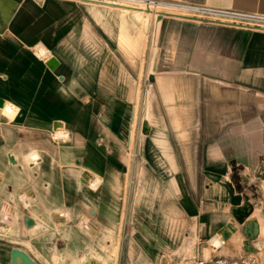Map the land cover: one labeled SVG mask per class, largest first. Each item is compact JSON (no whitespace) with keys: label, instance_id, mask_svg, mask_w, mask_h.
I'll list each match as a JSON object with an SVG mask.
<instances>
[{"label":"crops","instance_id":"obj_1","mask_svg":"<svg viewBox=\"0 0 264 264\" xmlns=\"http://www.w3.org/2000/svg\"><path fill=\"white\" fill-rule=\"evenodd\" d=\"M165 1L264 18V0ZM154 27L146 78L165 101L137 138L128 95L140 77L116 40L99 34L93 8L0 0V175L12 172L9 156L23 165L22 199L9 191L0 207L18 209L20 248L36 264L64 210L108 228L148 217L138 229L144 255L170 249L187 230L181 224L211 240L227 229L223 245L248 193L264 219V28L168 15ZM82 171L104 188L79 183ZM10 248L0 244V263Z\"/></svg>","mask_w":264,"mask_h":264},{"label":"rangeland","instance_id":"obj_2","mask_svg":"<svg viewBox=\"0 0 264 264\" xmlns=\"http://www.w3.org/2000/svg\"><path fill=\"white\" fill-rule=\"evenodd\" d=\"M148 1L152 2L153 5L159 6L167 4L179 6L178 3H169L165 0ZM86 2L93 8V21L98 24L100 29L102 28L99 34L103 38L104 36H109V38L116 40L121 52L133 61L131 64H133L136 74L140 77L132 80L131 92L128 95L133 110L132 117L135 135L138 138L142 134L147 133V124L150 121L153 122L155 118L160 117L159 114L162 111L158 110V103L165 101L164 96H155L150 93L148 88L150 79L146 78L149 44L150 40H153L156 36L154 25L159 13L155 17L146 16L138 8L143 7V5L141 6L137 0H86ZM192 7L193 9L182 8L179 11L190 15L188 18L199 19L198 17H200L201 19L227 21L231 24L238 23L237 25H264V18L262 17L243 15L225 10H211L202 6ZM163 16L166 15L163 14ZM209 97L212 98V96ZM8 113L6 112V114ZM55 129L56 133H53L51 138L55 137L57 139L54 141L61 142L66 138L63 137L64 131L59 127H55ZM59 137H63V139ZM10 157L9 159H11ZM9 159L8 165L12 168V172L6 177L0 175V200L10 196L8 194L10 191L11 197L17 201L22 199L19 191L23 186L21 182V167L23 165L19 158H16V164H11ZM31 160L32 163H37V159ZM24 175L26 176V174ZM96 178H99V180L95 185L93 181ZM78 179L79 183L92 190L104 188V183H101L102 179L100 177L93 176L85 171L78 175ZM262 192L264 196V185ZM246 199L249 203L248 206L246 205V209L251 206V211L241 224L236 222L237 229L233 232V237L223 245H221V241L214 242L219 237H214L212 240L209 237L197 238L195 235L191 237L192 234L187 232V230H195L196 225L188 222L189 224L178 225L179 228L182 225L187 227V230H185V234L180 239L170 243V249L161 253L158 251L157 254L151 255H144L137 249V245L145 246L140 236L142 233L138 229L149 227L147 222L142 221V219H147L148 217H132L128 221L111 225L109 229L104 225V222H74L69 211L64 210L61 211L62 213L60 214L62 215L58 217V220L51 222L49 224L50 228L46 229L44 236L45 250L42 255L44 264H183L188 257H194L195 253H197L199 258L206 261H212L216 257L224 256L238 259L241 258L240 254H244L243 257H256L259 261L264 262V225L262 226V233L258 236H250L243 229L247 223L261 216L259 214L261 204H255L254 198L250 196V193H248ZM244 204L246 203L244 202L242 205ZM16 213H18L16 207H0V244L11 247L8 249L9 256L4 258L8 259L9 257V260H5V264H9L13 250L24 252L20 248V224L13 222ZM231 215L233 219L236 218L234 214L231 213ZM139 218L141 219L140 222L138 221ZM169 226L172 227V225ZM221 235L219 239L223 240ZM53 245L55 246L54 250L51 248ZM244 248L252 251H246ZM25 254L28 255L27 253Z\"/></svg>","mask_w":264,"mask_h":264},{"label":"bare ground","instance_id":"obj_3","mask_svg":"<svg viewBox=\"0 0 264 264\" xmlns=\"http://www.w3.org/2000/svg\"><path fill=\"white\" fill-rule=\"evenodd\" d=\"M86 1V0H85ZM89 1V0H88ZM91 1V0H90ZM136 1V0H135ZM140 5L143 7H138L139 9H141L146 16H163L164 15H170V16H174V17H183V18H188L190 17V15H187L186 13H182L179 10L182 9V6H178V5H173V4H167L164 6H159V5H153L152 2H149L148 0H137ZM104 2V1H101ZM160 3V2H159ZM162 5V4H161ZM96 6V5H95ZM94 6V7H95ZM122 7V6H121ZM131 8V7H130ZM199 8V7H198ZM197 8V9H198ZM118 10V9H117ZM137 12V11H136ZM140 13V12H139ZM163 13V14H162ZM141 15V14H140ZM137 16V15H136ZM158 16L156 17V19L158 20ZM192 17V16H191ZM200 18V17H198ZM212 20V19H210ZM121 21V20H120ZM132 22V21H131ZM223 22H227V21H223ZM230 23V22H228ZM141 24V23H139ZM234 24H238V23H234ZM123 25V24H121ZM241 25H246V24H241ZM141 26V25H140ZM251 26V25H250ZM260 27V26H259ZM263 27V26H261ZM264 28V27H263ZM42 49V48H40ZM41 51V50H40ZM47 52V51H46ZM39 53V52H38ZM49 54V53H48ZM96 185V183L98 182V179L96 178V180L93 181ZM92 185H94L92 183ZM246 204L240 206V207H236L235 209L232 210L233 214L236 216V220L238 223H242L244 218L250 213L251 211V206L250 208L246 209V205L248 206L249 203L248 201L245 202ZM264 219L262 216H258L257 218H255L253 221L249 222L246 224V226L243 228L246 230V233L249 234L250 236H258L259 233H262V226L264 225ZM110 229V228H109ZM70 230V229H68ZM73 231V230H72ZM70 233V232H69ZM104 234V233H103ZM222 234V238L223 240H226L228 238L229 232L227 229H224L221 231ZM70 235V234H69ZM264 235V234H263ZM73 236V234H72ZM221 240L215 239V243L220 242ZM104 245V244H103ZM103 248V247H102ZM245 249V248H244ZM246 250V249H245ZM246 251H252V250H246ZM108 253V252H107ZM2 264V263H0ZM9 264H36L35 262H33L24 252H22L21 250H14L11 252V258L9 261Z\"/></svg>","mask_w":264,"mask_h":264},{"label":"built area","instance_id":"obj_4","mask_svg":"<svg viewBox=\"0 0 264 264\" xmlns=\"http://www.w3.org/2000/svg\"><path fill=\"white\" fill-rule=\"evenodd\" d=\"M183 8L193 9L192 6H185L179 4ZM183 264H264V262L259 261L256 257L253 258H246L241 257L238 259H226L224 257H216L212 261H206L199 257H188Z\"/></svg>","mask_w":264,"mask_h":264},{"label":"water","instance_id":"obj_5","mask_svg":"<svg viewBox=\"0 0 264 264\" xmlns=\"http://www.w3.org/2000/svg\"><path fill=\"white\" fill-rule=\"evenodd\" d=\"M162 18V16H158V20H160ZM53 61L51 60L50 62H49V64H51ZM14 251V250H13ZM28 256V255H27ZM29 257V256H28ZM30 258V257H29ZM31 259V258H30ZM32 260V259H31ZM33 261V260H32ZM34 262V261H33Z\"/></svg>","mask_w":264,"mask_h":264}]
</instances>
